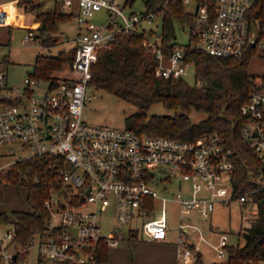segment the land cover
Segmentation results:
<instances>
[{"label":"built area","instance_id":"1","mask_svg":"<svg viewBox=\"0 0 264 264\" xmlns=\"http://www.w3.org/2000/svg\"><path fill=\"white\" fill-rule=\"evenodd\" d=\"M52 1H58L62 10L76 3L80 30L70 39L73 56L65 66L69 74L53 79L28 74L22 83L14 84L0 63V159L15 155L0 162V179L6 172L10 181L1 187L0 203L10 185H49L53 187L43 203L50 214L45 227L24 241L15 238L13 220L0 221V264H93L100 239L115 245L136 230L144 239L164 240L169 230V199L178 206L176 263L193 264L200 240L210 243L219 259L225 257L229 230H221L209 242L191 219L195 213L208 217L217 203L231 200L252 207L253 192L264 186V72L250 76L252 88L239 106V137L253 159L245 169L250 185L235 195V153L222 133L204 130L193 138L147 134L88 122L82 109L90 99L91 64L115 32L145 28L141 43L156 60L155 74L193 76L192 51L237 56L253 48L257 57L264 58V7L257 13L255 0H181L193 3V9L187 10L191 21L180 27L188 40L182 43L174 37L165 46L160 29L155 28L161 20L158 8L137 11L127 0ZM17 2L0 0V24L13 23ZM98 10L104 11V17L96 18ZM156 19L157 26H147ZM35 27H27L24 42L40 43ZM27 158L33 162L17 165ZM157 169L164 175H158ZM172 177L177 188L168 194ZM159 181H163L162 192ZM156 197L160 201L157 214L139 220L151 212ZM108 215L111 232L105 235L102 219ZM132 221L137 222L128 225Z\"/></svg>","mask_w":264,"mask_h":264},{"label":"trees","instance_id":"2","mask_svg":"<svg viewBox=\"0 0 264 264\" xmlns=\"http://www.w3.org/2000/svg\"><path fill=\"white\" fill-rule=\"evenodd\" d=\"M42 0H18L24 10L35 11L39 24L35 34L40 43L47 47L55 43L59 20L70 14L63 11L58 1L49 9H41ZM131 5L135 0H127ZM146 10L158 8L161 15L159 31L163 43L168 46L175 37L176 27L185 26L191 21L192 14L185 10L181 0H143ZM264 7V0H255V9L259 13ZM40 8V9H39ZM145 28L117 31L108 44L99 48L97 59L91 64L89 86L102 88L133 102L137 108L125 116L126 127L147 134H164L181 138H193L204 130L222 133L235 153L232 172L233 195L250 185L245 172L246 164L253 159L251 149L239 137L241 116L239 106L252 88L254 75L248 67L249 62L257 57L253 48L246 49L237 56L212 55L203 51H192L194 62L192 81L186 77H161L154 72L156 60L153 54L142 45ZM73 56V48L61 49L55 54L37 53L32 71L28 74L35 78L53 79L55 69L68 64ZM160 100L172 109H179L172 114L145 115L150 103ZM204 111L206 115L198 121H192L187 114L190 107ZM32 158L17 162L23 167L32 163ZM1 187L10 181L6 172L1 174ZM53 187V186H52ZM49 185H30L26 198L30 204L27 210H15L9 217L0 205V221L13 220L15 238L24 241L35 231L42 230L49 217V210L43 200L49 195ZM252 213L249 224L238 231L241 241L226 245V256L213 264H253L264 260V186L252 194ZM1 199V197H0ZM135 231L127 234L136 237ZM108 244L100 239L93 253V264H104ZM200 252H197L193 264H199Z\"/></svg>","mask_w":264,"mask_h":264},{"label":"rangeland","instance_id":"3","mask_svg":"<svg viewBox=\"0 0 264 264\" xmlns=\"http://www.w3.org/2000/svg\"><path fill=\"white\" fill-rule=\"evenodd\" d=\"M36 1V0H34ZM54 6L52 0H42L41 9H49ZM39 8V9H40ZM135 10L143 9V0H135L131 7ZM184 8L186 10L193 9V3H185ZM76 3L72 2L70 6L65 7L63 11L68 12L70 15L59 20L57 29L53 34L57 35V40L50 46L43 45L34 41L22 40L27 28L25 26H16L15 23L2 25L0 24V63L7 71L8 80L11 83L19 84L29 72L32 71L33 62L37 53H51L55 54L61 49H68L71 46L70 39H72L76 33L80 30L78 26L75 11ZM128 10V8L126 9ZM29 12L39 23V20L35 17V11L25 10ZM96 18L104 17L103 10L96 11ZM10 19V18H9ZM26 22L31 20V17H27ZM158 22L156 21L147 24V26H154ZM157 26V25H155ZM157 30L159 27H155ZM175 40L178 42H186L187 33L184 29L176 27ZM66 63L53 71L55 76H67L69 74L68 69L65 67ZM248 67L252 74H260L264 72V58L256 57L252 59ZM186 79L192 81L191 74L186 75ZM90 99L85 101L82 109V116L85 120L92 123H107L116 127H124L125 116L134 111L137 106L128 100L118 96L117 94L110 92L102 88H96L92 85L88 89ZM179 109H172L163 104L162 101L157 100L149 104L145 109L146 117L152 114H172ZM192 121H198L203 118L206 113L201 110H197L194 107H190L187 110ZM15 156V155H14ZM13 155H5L0 159V162H7L14 158ZM158 175H164L161 169H157ZM163 181H159V191H163L161 188ZM177 188V179L172 177V181L169 183V192ZM3 199L0 203L1 207L5 210L9 217L13 216L15 210H27L30 208V204L26 198L27 188L21 185H10L3 190ZM160 206L159 198H155V204L151 212L141 215L139 220H144L153 217L157 214ZM111 209V205L109 206ZM253 210L250 204H240L237 201L231 200L227 204L217 203L208 217H200L195 213L191 222L199 226L203 231V235L209 240V242L215 241L221 230H229L228 240L231 243L241 241L238 235L239 229L249 224V212ZM166 213L168 216V223L170 231L167 233V240L162 242L160 240H147L141 237L139 231L136 230V237L129 238L124 235L119 238L118 243L115 245H109L107 248V257L104 264H176V259L172 258V241L176 236V223L178 216V206L175 200L169 199L166 202ZM111 217L103 216L102 219V231L105 235H108L111 230L109 221ZM137 221H132L128 225L135 224ZM213 226V231H207L208 226ZM126 227V226H125ZM124 227V228H125ZM191 232L195 231V228L190 229ZM208 232V233H207ZM200 261L199 264H213L214 261H222L215 255V250L211 247L210 243L206 240H200ZM174 247V246H173ZM176 249V247H175ZM197 254V253H195ZM196 258V257H195ZM183 264V263H177ZM253 264H264V260H257Z\"/></svg>","mask_w":264,"mask_h":264},{"label":"crops","instance_id":"4","mask_svg":"<svg viewBox=\"0 0 264 264\" xmlns=\"http://www.w3.org/2000/svg\"><path fill=\"white\" fill-rule=\"evenodd\" d=\"M17 10H16V16H15V18H14V21H13V23H15V25L17 24V22H19L18 24L19 25H16V26H25V25H27L26 26V28L28 27V26H32V25H35V26H37L39 23L36 21V20H33V17L30 15V13L29 12H26L24 9H23V7H21V6H18L17 8H16ZM31 17V20L29 21V22H26V18L27 17ZM10 25V24H9ZM210 226V225H209ZM209 226H208V229H207V231H209ZM170 231V229L168 230V232ZM210 232L211 231H209V234H210ZM208 233V232H207ZM176 237V236H175ZM175 237H173V239H172V241L174 242L175 241ZM167 236H166V238L164 239V240H160V241H162V242H164V241H166L167 240ZM174 246V247H173ZM172 249L174 250V251H172V261L175 259V242H174V245H172ZM199 252H200V250H199ZM177 264V263H176Z\"/></svg>","mask_w":264,"mask_h":264}]
</instances>
